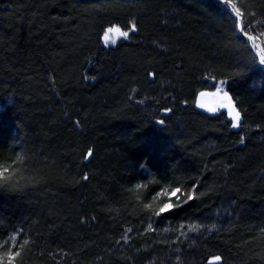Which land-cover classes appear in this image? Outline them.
Segmentation results:
<instances>
[{
	"label": "trees",
	"instance_id": "obj_1",
	"mask_svg": "<svg viewBox=\"0 0 264 264\" xmlns=\"http://www.w3.org/2000/svg\"><path fill=\"white\" fill-rule=\"evenodd\" d=\"M233 2L264 48V0ZM221 81L239 128L196 104ZM0 166L13 264H264L258 50L217 0H0Z\"/></svg>",
	"mask_w": 264,
	"mask_h": 264
},
{
	"label": "snow or ice",
	"instance_id": "obj_2",
	"mask_svg": "<svg viewBox=\"0 0 264 264\" xmlns=\"http://www.w3.org/2000/svg\"><path fill=\"white\" fill-rule=\"evenodd\" d=\"M221 2L223 3V6L226 11L230 9V14L234 16V20L236 22V26L239 29V31L244 36H246L247 40L252 42V46L258 50L259 63L261 65H264V48H261L258 44H256V40L258 39V37L248 34V31H247L248 26L244 24L242 20L240 19L242 17V13L240 9L233 2V0H217V3H221ZM130 25L131 26L128 30H123L119 25H112V26L107 27L104 30L103 36H102V40L105 46H108L110 44L115 45L117 42V38H121V37L125 39L129 38L130 33H134L137 31L136 23L134 21L130 22ZM261 35L264 36V32H262ZM150 75H153V74H150ZM223 85H224V82L221 81L219 87H217L215 84L213 85V87L216 88L215 92H211V93L201 92L199 94L201 98L205 96H209V95L213 97H217L218 100L215 106H208L202 101L198 104V106L200 108H206L209 112H212V113L217 112L219 108L228 109V115L231 117L232 127L239 128L241 126V121H242L241 111L234 104L233 98L229 96L228 92L223 90ZM166 111H170V109ZM160 123L163 124L164 122L161 120ZM241 142L243 143V139L241 140ZM91 155H92V152L89 151L88 156L91 157ZM11 175H12V172H11L10 166H0V181L10 180ZM84 179L87 180V177L85 176ZM179 193H181V188L177 187L173 189L170 193L168 191H165L163 195L179 198L178 197ZM194 198H195V193H188L187 199L184 202L186 203L188 200H192ZM177 206L178 205L172 203L171 201L166 202L159 208V210L156 212V215H160L161 213H168ZM148 207H151V205H148ZM12 239L14 240L15 237H13ZM24 243L27 244V241H25ZM19 255H20L19 251L15 253L11 251L6 253V256L8 258L7 264H13V260L15 259V257ZM215 260L220 261L221 257L216 256Z\"/></svg>",
	"mask_w": 264,
	"mask_h": 264
},
{
	"label": "rangeland",
	"instance_id": "obj_3",
	"mask_svg": "<svg viewBox=\"0 0 264 264\" xmlns=\"http://www.w3.org/2000/svg\"><path fill=\"white\" fill-rule=\"evenodd\" d=\"M118 39V38H117ZM223 90L224 91H227L228 92V94H229V96H231V94L229 93V91L226 89V88H223ZM216 91V88H214V89H208V90H202V91H200L199 92V94L201 93V92H208V93H211V92H215ZM198 94V96H197V100H196V104H197V106H198V104L202 101V102H204L205 104H207L208 106H215L216 105V103H217V100H218V98L217 97H213V96H205V97H203V98H201L200 97V95ZM232 97V96H231ZM233 102H234V100H233ZM235 104V103H234ZM199 107V106H198ZM200 108V107H199ZM201 109H203V110H205V111H207V112H209L206 108H201ZM219 109H224V110H226L227 111V113H228V109H226V108H219ZM218 109V110H219ZM217 110V111H218ZM210 113H212V112H210ZM229 116V115H228ZM230 117V116H229ZM231 118V117H230ZM13 237H16L15 235H12V236H10V237H7L6 239H0V262L1 261H5V260H7L8 258H7V256H6V253H8V252H13V247H14V244H15V239L13 240L12 238Z\"/></svg>",
	"mask_w": 264,
	"mask_h": 264
}]
</instances>
